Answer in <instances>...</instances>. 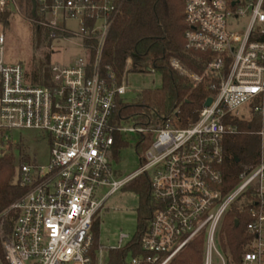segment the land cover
I'll list each match as a JSON object with an SVG mask.
<instances>
[{
    "label": "built area",
    "instance_id": "built-area-1",
    "mask_svg": "<svg viewBox=\"0 0 264 264\" xmlns=\"http://www.w3.org/2000/svg\"><path fill=\"white\" fill-rule=\"evenodd\" d=\"M125 1L36 0L40 24L80 38L84 51L68 65L51 66L50 86L33 84L22 64H6L0 34V132L6 141L14 131L39 132L50 145L46 163L18 165L15 183L27 192L9 208L18 217L11 235L1 237L0 264H93V226L105 202L142 175L150 179L156 211L141 241L148 257L130 264H168L202 233L203 264H213L214 254L220 264H264V125L258 133L261 163L241 174L231 190L224 174L226 139L240 133L234 123L250 122L253 114L264 117V0H185L186 48L210 58L202 75L171 62L208 91L185 127L176 112L119 119L128 87L103 74L101 61ZM9 4L18 9L15 0H0V13ZM59 18L79 22L80 32L59 26ZM131 68L128 59L125 75ZM208 99L212 103L205 106ZM131 135L143 149L141 166L116 180L113 163L123 149L117 146ZM248 192L255 205L247 232L254 239L235 261L223 251L220 233L227 213ZM126 239L121 235L116 249ZM97 256L102 264V247Z\"/></svg>",
    "mask_w": 264,
    "mask_h": 264
},
{
    "label": "trees",
    "instance_id": "trees-1",
    "mask_svg": "<svg viewBox=\"0 0 264 264\" xmlns=\"http://www.w3.org/2000/svg\"><path fill=\"white\" fill-rule=\"evenodd\" d=\"M24 1L31 18L35 21L39 20L33 14L32 0ZM48 1L50 4L53 3V0ZM9 5L12 6V4ZM8 8L0 13V24L8 21L10 16ZM49 30L60 38L71 37L60 31ZM186 30L185 0H126L124 2L121 12L115 17L108 33L102 53L101 70L103 74H114L117 82L121 83L125 75L126 62L131 59L130 72L146 73L154 70L162 76L163 84L161 89L140 93L133 104H120L119 119L129 120L136 116L143 118L144 114L150 115L152 110H157L164 115L176 112L182 127L194 120L208 96L206 85L196 84L186 75L174 70L171 62L177 60L189 72L202 75L210 63V58L186 48ZM47 35L51 34L48 32ZM92 52L94 55L95 50ZM49 60L48 56L46 63H39L33 71L27 72L33 84L51 85ZM234 125L238 127L240 133L228 137L225 142L224 174L229 190L238 184L241 174L252 171L261 163L262 140L258 133L263 128L264 117L253 114L252 121H236ZM126 146L124 143L119 144L117 149ZM30 161L24 140L14 144L12 140L6 141L4 133L0 132V216L26 194V189L15 183V177L18 165ZM125 189L136 193L139 197L137 232L124 247L109 250L108 264H127V258L130 255L132 258L148 257L142 248L141 241L156 211L151 196L150 179L147 175H142L128 183ZM254 205L252 193L248 192L232 206L223 221L220 233L221 246L223 251L235 261L241 259L246 247L254 239L247 232V225L251 221L249 212ZM17 217L18 214L10 210L5 217L0 218V227H2L0 258L3 261L1 237L11 235ZM236 222L239 224L238 227ZM99 227L100 221L97 220L92 233L93 264H96L97 253L102 247L99 240ZM204 247L205 234L202 233L168 264H203ZM143 264L151 263L145 261Z\"/></svg>",
    "mask_w": 264,
    "mask_h": 264
},
{
    "label": "rangeland",
    "instance_id": "rangeland-1",
    "mask_svg": "<svg viewBox=\"0 0 264 264\" xmlns=\"http://www.w3.org/2000/svg\"><path fill=\"white\" fill-rule=\"evenodd\" d=\"M18 9L12 4L8 9L10 16L5 24H0V34L5 37V61L6 64H22L29 73L39 63H46L50 57V66L68 65L75 59L83 56L84 51L80 48L81 40L78 37L53 38L48 27L42 26L40 20L31 18L30 11L24 0H16ZM53 20V19H52ZM248 18L240 20V27L245 28ZM66 25L68 30L80 32L79 22L58 20V25ZM51 35H47V33ZM123 84L128 87L127 94L123 97L125 104H133L139 94L144 91L161 89L162 76L157 72L135 73L128 72ZM128 126H133L130 121ZM14 144L24 140L26 153L32 162L38 164L46 163L50 158V145L45 136L35 131H14L12 133ZM127 146L121 150L120 156L113 163L115 179L122 180L136 172L140 166V159L143 157L142 147L137 148L135 135L128 136ZM264 145V138H263ZM18 157V154H17ZM108 189L105 191L107 192ZM104 192V193H105ZM139 197L136 193L122 189L111 195L104 204L98 215L100 221L99 240L103 251V263L108 264V252L119 246L121 235L128 236L124 245L128 244L137 232V209ZM7 210L5 217L8 214ZM132 261V256L127 258V264ZM213 264H220L216 254L213 255Z\"/></svg>",
    "mask_w": 264,
    "mask_h": 264
},
{
    "label": "water",
    "instance_id": "water-1",
    "mask_svg": "<svg viewBox=\"0 0 264 264\" xmlns=\"http://www.w3.org/2000/svg\"><path fill=\"white\" fill-rule=\"evenodd\" d=\"M32 3H33V14L36 17L37 2H36V0H32ZM235 5H236L235 2L232 3V6H235ZM211 103H212V100L211 99H208L207 102H206V104H205V106H210ZM238 225H239L238 222H236V227H238Z\"/></svg>",
    "mask_w": 264,
    "mask_h": 264
}]
</instances>
